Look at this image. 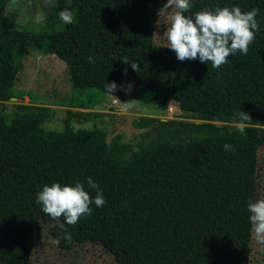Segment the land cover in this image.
<instances>
[{"label":"trees","instance_id":"trees-1","mask_svg":"<svg viewBox=\"0 0 264 264\" xmlns=\"http://www.w3.org/2000/svg\"><path fill=\"white\" fill-rule=\"evenodd\" d=\"M14 0H0V264H29L36 218L37 184L41 174L150 183L189 191L251 194L255 187L257 149L264 130V0H190L189 13L217 7H240L242 12L259 9V31L247 55L240 52L220 68L199 59L178 61L171 52L166 101L173 102L179 120L137 117V142H124L120 135L107 138L103 128L64 126L44 129L55 118L47 106L16 104L4 113V102L16 99L15 82L22 69L23 49L55 56L63 62L70 82L68 108L86 109L89 86L77 83L80 0L66 6L53 0L37 32L12 25L5 15ZM73 11V23L65 24L59 13ZM94 88V87H92ZM142 103L158 104L155 89L139 85ZM27 96L19 93L18 98ZM251 121L244 131L237 128L238 113ZM74 118L97 117L73 113ZM225 144L234 147L226 151ZM119 264H205L176 258L123 259Z\"/></svg>","mask_w":264,"mask_h":264},{"label":"rangeland","instance_id":"rangeland-1","mask_svg":"<svg viewBox=\"0 0 264 264\" xmlns=\"http://www.w3.org/2000/svg\"><path fill=\"white\" fill-rule=\"evenodd\" d=\"M53 0H14L5 9L9 22L37 32L38 14L45 16ZM72 7V0H64ZM167 0H80L79 55L75 68L77 83L89 86L83 103L86 109L68 108L70 82L63 62L52 55H38L29 48L22 53V69L15 82L16 99L4 102V113L12 105L47 106L55 118L43 125L46 130L103 128L107 138L120 135L124 142L135 143L140 130L132 125L137 117L179 120L181 115L173 102L166 101L168 64L171 60L165 36L170 17L178 10L165 8ZM93 56L95 63H89ZM139 64L133 71L130 64ZM127 69V74L124 70ZM118 88L133 84L132 92L113 93L117 101L104 92L105 83ZM155 89L157 103L163 108L142 103L139 85ZM94 87V88H92ZM19 93L27 96L18 98ZM123 110L121 103L133 101ZM73 113H94L97 117L78 119ZM106 203L75 225L64 217L53 220L36 203L29 264H119L123 259L176 258L192 261L194 256L205 264H264V245L257 242L251 230L248 203L264 199V130L257 149L256 187L251 194L219 191H189L150 183H123L92 179ZM88 179L41 174L37 195L44 186L59 183L74 186L81 183L90 197ZM63 224V229H61ZM64 231L72 242H54Z\"/></svg>","mask_w":264,"mask_h":264},{"label":"clouds","instance_id":"clouds-1","mask_svg":"<svg viewBox=\"0 0 264 264\" xmlns=\"http://www.w3.org/2000/svg\"><path fill=\"white\" fill-rule=\"evenodd\" d=\"M173 6L178 10L170 17L171 26L167 29L165 36L169 43L168 48L176 53L177 60L181 62L198 58L201 63H211L213 68H220L227 64L228 58L237 52L247 55L249 46L253 44L256 32L259 31V22L256 19L259 9L242 12L238 6L217 7L215 11L204 9L195 14L185 15L192 7L190 0H167L164 7ZM59 18L65 24H71L74 19L73 11L65 9L59 13ZM44 20L43 14H38L35 18L37 23H43ZM88 60L91 64L95 63L93 56H90ZM122 62L130 64L133 71H140L139 64L130 62L127 57ZM124 74H127V69L124 70ZM118 90H124L130 94L133 84L129 83L126 88L122 86L118 88L115 82L105 83L104 92L117 101L119 100L113 93ZM134 102L136 101L121 103L123 110L131 108ZM238 116L240 122L237 128L243 132L246 122L251 121V118L241 110ZM224 149L234 151V147L230 144H225ZM87 183L91 189L97 190L94 201L83 185L77 182L74 186H61L59 183L44 186L36 197V203L42 205V211L53 220L63 216L68 225H75L81 217L92 214L91 204L94 203L99 208L106 203L102 192L98 190V185L91 177L88 178ZM248 211L255 239L264 245V199L250 201ZM60 227L63 229V224ZM61 240L71 243V234L64 231L63 235L54 239V242L59 244Z\"/></svg>","mask_w":264,"mask_h":264}]
</instances>
